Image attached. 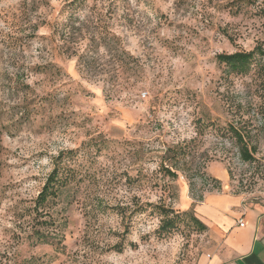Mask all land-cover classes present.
<instances>
[{"label":"rangeland","instance_id":"rangeland-1","mask_svg":"<svg viewBox=\"0 0 264 264\" xmlns=\"http://www.w3.org/2000/svg\"><path fill=\"white\" fill-rule=\"evenodd\" d=\"M47 1L0 0V264H198L214 233L161 231L153 205L182 211L202 192V220L209 199L264 200V55L245 73L216 59L264 51V0H87L79 15L102 16L130 55L116 77L102 54L87 71L58 53L61 1ZM60 152L69 181L46 207L54 243L40 244L34 206Z\"/></svg>","mask_w":264,"mask_h":264},{"label":"trees","instance_id":"trees-1","mask_svg":"<svg viewBox=\"0 0 264 264\" xmlns=\"http://www.w3.org/2000/svg\"><path fill=\"white\" fill-rule=\"evenodd\" d=\"M61 6L57 12L56 17L50 23L51 34L55 40L60 44L58 53L65 55L66 57H77V63L79 68L92 71L96 66L99 58L102 56L108 57L107 61L111 66L113 76H117L119 68L123 67V70L128 69L130 55L124 48L122 40L119 36L109 30L106 21L99 18L88 19L79 15L81 8L85 5L87 0H60ZM48 3L47 0H38V6H44ZM87 40L84 49H81L82 41ZM254 55L262 56L264 51L260 46L254 47L250 51H234V52H221L216 55L218 62L226 64L230 71L235 73H245L251 63ZM102 59V58H101ZM107 62L104 65L107 66ZM103 65V64H102ZM103 65V66H104ZM37 69V68H36ZM36 72V70H34ZM38 71V70H37ZM59 71V70H58ZM40 72H43L40 70ZM103 74H105L103 72ZM26 89L30 88L28 83H23ZM229 131V130H227ZM230 133L235 140L238 147L239 157L243 162H251L254 159L255 148L249 146L244 140L243 134L235 127H230ZM1 136V130H0ZM1 143V138H0ZM183 155L185 152H182ZM64 155L60 152L53 160V168L46 177V180L38 193L35 202V211L45 217L42 220L43 227L38 230V241L40 244H53L50 239L52 232L48 223H52L49 210H46L47 204L52 200H55L62 188L69 181L68 175L64 172ZM174 166L164 167L165 175L171 178H177L176 170L180 169L177 162H174ZM173 169V170H172ZM183 171H185L183 169ZM192 174L187 175L189 190L193 194V187L195 181H193ZM205 185L211 184L212 188L208 190H219L221 187L220 181L204 172L201 174ZM203 201V193L200 192L196 197L192 196V202L185 210H178L171 206H165L164 204L153 205L157 209L158 214L161 217V231H168L174 228L178 222L188 221L193 224L198 231H204L207 226L202 220H200L194 213L197 202ZM144 206L138 205L137 209H142ZM56 235V234H54ZM119 250L121 248H118Z\"/></svg>","mask_w":264,"mask_h":264},{"label":"crops","instance_id":"crops-1","mask_svg":"<svg viewBox=\"0 0 264 264\" xmlns=\"http://www.w3.org/2000/svg\"><path fill=\"white\" fill-rule=\"evenodd\" d=\"M197 209L216 241L198 264H264V200L209 199Z\"/></svg>","mask_w":264,"mask_h":264},{"label":"built area","instance_id":"built-area-1","mask_svg":"<svg viewBox=\"0 0 264 264\" xmlns=\"http://www.w3.org/2000/svg\"><path fill=\"white\" fill-rule=\"evenodd\" d=\"M238 225H240V226L243 225V219H242V218H240V219L238 220Z\"/></svg>","mask_w":264,"mask_h":264}]
</instances>
